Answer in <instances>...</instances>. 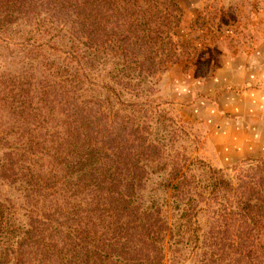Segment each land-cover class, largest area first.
<instances>
[{
  "label": "trees",
  "instance_id": "trees-1",
  "mask_svg": "<svg viewBox=\"0 0 264 264\" xmlns=\"http://www.w3.org/2000/svg\"><path fill=\"white\" fill-rule=\"evenodd\" d=\"M181 17L179 0H0V49L20 65L5 83L11 85L7 96L30 85L20 94L21 103L35 102L33 109L49 118L46 130L51 128L40 141L20 140L11 156L0 159V176L18 193L7 198L0 190V264H141L124 250L120 237L154 241L162 223L166 230L176 229L171 233L176 241L189 244L196 238L201 247L229 234L246 264H264V155L247 159L258 164L236 181L192 155L170 164L160 152L151 169L135 164L146 176L162 174L159 185L176 195L177 216L169 227L160 202L134 204L135 183L112 181L117 169L119 175L131 169L114 166L115 152L85 132V109L91 104L126 112L134 131L148 129L154 117L161 121L163 111L155 112L147 97L159 74L181 59L182 44L173 38ZM146 134L143 150L151 147L149 130ZM113 201L107 216L119 230L112 237L116 250L101 240L100 214L90 217L93 205L100 210ZM201 212L213 231L200 238L189 224H200ZM120 213L140 215V230L128 235L135 226L125 229L127 223L115 217ZM144 224L147 231L138 234Z\"/></svg>",
  "mask_w": 264,
  "mask_h": 264
},
{
  "label": "rangeland",
  "instance_id": "rangeland-1",
  "mask_svg": "<svg viewBox=\"0 0 264 264\" xmlns=\"http://www.w3.org/2000/svg\"><path fill=\"white\" fill-rule=\"evenodd\" d=\"M179 2L182 17L173 30L175 33L173 38L182 44L177 49L181 59L168 64L167 69L159 74L147 97V104H152L155 112L163 111L165 116H159L161 121H155L154 117V122L149 124L148 129L144 127L134 131L128 128L126 112L116 111V108L101 109L95 104L85 109L87 117L85 132L87 131L88 137L101 142L106 150L112 149L115 152L112 158L115 161L114 166L119 169L127 167L132 171L127 174L122 170L123 175H119L117 169L113 176H110L112 181L121 184L130 178V181L135 183L134 195L131 197L135 200L134 204L145 206L152 202L157 204L160 202L161 215L169 227H172L171 223L175 222L177 216L175 203H172V200H177L176 195L173 190L167 191L162 188V184L159 185L160 182L164 183L162 174L146 176V173L135 170V164L151 169L157 162L152 159L160 152L170 164L179 161L183 156L192 155L213 167L221 168L227 177L236 181L238 177L253 172L258 164L247 159L264 155L263 151L222 166L213 164L205 154L209 130L192 108V99L195 96L193 86L199 79L208 76L211 70L222 63L224 57L230 54L242 56L264 43V0H179ZM7 51L6 48L0 49V159L6 154L8 157L11 156L10 153L19 147L20 140L32 137L33 141H40L41 133L51 132V128L46 130L50 126L49 118L42 119L38 109H33L36 106L35 102L21 103L20 94L24 90L26 93L30 85L22 84L8 98L11 85L5 86V83L8 79L15 78L20 65L11 61V52ZM146 130H149L151 147L143 150L141 143L144 135H147ZM158 166H162L160 162ZM192 170H195L196 176L199 177V171L195 167H192ZM199 184L202 185V181ZM0 190L2 196L7 198H14L18 194L15 185L2 176ZM128 196L130 198V195ZM21 197L22 195L18 198ZM165 198L168 205L164 203ZM100 200L105 203L102 196ZM115 205L116 202L113 201L112 205L105 204L100 210L92 206L90 217L95 219L97 214H100L97 220L103 227L97 229H102L101 240L105 242L113 243L112 237H117L119 232L117 225L108 223L107 213L109 208ZM206 212L208 213L209 209ZM203 214V212L199 214L200 224L196 222L189 224V228L194 229V236H199L205 231H213L211 227L209 228L210 224L205 223ZM122 216L123 213H120L115 217L117 221L127 223L124 225L125 229L135 226L132 231L129 229L128 235L134 230L135 232L140 230V225L137 226L140 215ZM161 228L163 231L160 238L154 241L152 236L145 240L142 238L138 240L135 236L132 240L130 237L128 240L120 237L122 242H126L124 250L129 252L133 261L141 264H246L244 253L239 252V245L230 239L229 234H223L222 237L225 239L220 243L215 244L210 240L207 246L201 247V242L196 238L189 244L186 241H176L175 235L171 234H175L176 229L172 232L166 230L165 223L161 224ZM147 229V225L144 224L138 234L146 232ZM124 233L125 230L122 231V234ZM134 242L137 246H133ZM114 245L116 250L118 245Z\"/></svg>",
  "mask_w": 264,
  "mask_h": 264
},
{
  "label": "crops",
  "instance_id": "crops-1",
  "mask_svg": "<svg viewBox=\"0 0 264 264\" xmlns=\"http://www.w3.org/2000/svg\"><path fill=\"white\" fill-rule=\"evenodd\" d=\"M193 89V111L209 130V161L222 166L264 151V43L224 57Z\"/></svg>",
  "mask_w": 264,
  "mask_h": 264
}]
</instances>
